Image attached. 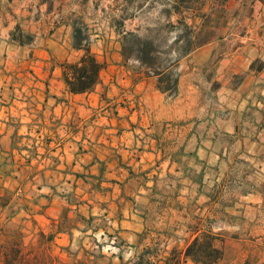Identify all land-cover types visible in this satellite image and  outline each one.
<instances>
[{
    "label": "crops",
    "instance_id": "1",
    "mask_svg": "<svg viewBox=\"0 0 264 264\" xmlns=\"http://www.w3.org/2000/svg\"><path fill=\"white\" fill-rule=\"evenodd\" d=\"M225 1L171 97L122 56L131 0H0V255L182 263L211 235L215 264H264V0ZM86 44L102 68L72 93Z\"/></svg>",
    "mask_w": 264,
    "mask_h": 264
},
{
    "label": "rangeland",
    "instance_id": "2",
    "mask_svg": "<svg viewBox=\"0 0 264 264\" xmlns=\"http://www.w3.org/2000/svg\"><path fill=\"white\" fill-rule=\"evenodd\" d=\"M168 5L170 0H131L129 14L132 23L129 29L153 42L159 52L157 62L163 67L170 66L167 72L174 79L178 75V62L188 55L179 56L189 40L178 18L183 17L185 24L191 27V41L200 44L215 38L218 27L229 16L224 11L227 4L223 0H205L203 3L190 0L187 5L189 10L184 9L186 5L180 7V17L173 13L167 17L165 10L169 8ZM204 13L208 20L199 17ZM260 65L256 64L257 68ZM2 241L4 254L0 255V264H76L74 257L71 256V260L67 261L65 257L68 256L54 254L50 247L28 248L18 238Z\"/></svg>",
    "mask_w": 264,
    "mask_h": 264
},
{
    "label": "trees",
    "instance_id": "3",
    "mask_svg": "<svg viewBox=\"0 0 264 264\" xmlns=\"http://www.w3.org/2000/svg\"><path fill=\"white\" fill-rule=\"evenodd\" d=\"M190 0H170V5L165 14L167 17L171 14L181 16L180 7L185 6V10H189ZM203 3L205 0H192ZM225 1V0H223ZM200 11V10H197ZM203 19L208 20V16L204 13L199 15ZM205 20V21H207ZM178 23L181 24L186 32L187 46L183 48V52L179 56H185L195 49L199 48L203 43L196 44L191 41L193 32L190 26L185 24L184 18H178ZM78 30H75V35L78 36ZM205 43V42H204ZM86 51L85 56L77 64L65 65L64 78L72 93H83L93 88L98 79V73L102 68V64L97 62L95 57L89 53L87 44L84 46ZM133 52H136L133 55ZM121 53L124 59H133L145 70L147 76L157 77V85L161 92L173 97L177 93L178 75L172 79L167 72L169 67H163L157 62L158 50L153 42L147 38L140 37L133 31H126L123 35ZM179 58L176 60L178 62ZM223 256L222 247L217 245V239L211 235H203L195 238L186 248L183 262L175 257L172 258L170 264H215L221 260Z\"/></svg>",
    "mask_w": 264,
    "mask_h": 264
}]
</instances>
